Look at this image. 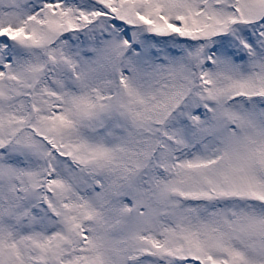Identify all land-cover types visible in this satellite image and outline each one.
Wrapping results in <instances>:
<instances>
[{
	"label": "snow or ice",
	"instance_id": "6c2138e0",
	"mask_svg": "<svg viewBox=\"0 0 264 264\" xmlns=\"http://www.w3.org/2000/svg\"><path fill=\"white\" fill-rule=\"evenodd\" d=\"M0 264H264V0H0Z\"/></svg>",
	"mask_w": 264,
	"mask_h": 264
}]
</instances>
